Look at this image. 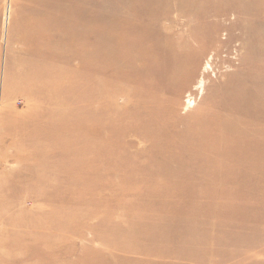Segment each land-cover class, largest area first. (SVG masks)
<instances>
[{"label": "rangeland", "instance_id": "rangeland-1", "mask_svg": "<svg viewBox=\"0 0 264 264\" xmlns=\"http://www.w3.org/2000/svg\"><path fill=\"white\" fill-rule=\"evenodd\" d=\"M114 7L175 81L101 53ZM245 78L262 108L264 0H0V264H264V113L216 127Z\"/></svg>", "mask_w": 264, "mask_h": 264}, {"label": "bare ground", "instance_id": "bare-ground-1", "mask_svg": "<svg viewBox=\"0 0 264 264\" xmlns=\"http://www.w3.org/2000/svg\"><path fill=\"white\" fill-rule=\"evenodd\" d=\"M112 7L113 6H111V8ZM108 10L109 12L104 14V18L102 22H100L99 32L97 35L99 42L102 43L101 53L108 57L106 59L112 60L113 62H119L121 60H124L123 62H127L129 60H133V57L139 55V53L145 48L152 45L153 47L151 51L149 47V71L151 73L152 71L161 74L166 73L169 75L170 82L175 81L178 69H182L181 66L183 65V62L185 63V54H179L177 57V62L173 61L171 63L172 57H170L168 62L171 63V65L169 66H160L161 62H163L166 57L170 55L167 52V49L173 52L175 50L174 45L170 48L164 46L155 31H147L148 28H144L143 26L139 27L138 23L127 25L126 22L130 20L129 17L122 15L120 12H118L119 10H115V7L113 9L108 8ZM125 26L127 29L124 28ZM153 28L156 29V26ZM156 50L162 51V55L156 54ZM135 52L137 53L132 56V54ZM150 66L154 68L152 69ZM127 67L128 66L126 64V68ZM116 68L121 70L119 64ZM162 78L164 81L168 80L167 77ZM256 78H252L250 80L252 82L247 88L245 78L239 83L238 87H233L230 90L229 96L233 99L240 100L243 103L240 107L227 108V110L235 115L233 119L229 120L228 122L221 118L216 120V127L220 134L221 132L226 133L229 135V137L235 140H238V137L240 136L246 138V126L251 125V123L246 121V116L242 115H246L247 112L258 118L264 113V106H262V108L259 106L254 108L255 106L246 104V99L249 101L248 103L256 104L261 99L259 89L262 91V87L261 83L256 81ZM237 150L238 149L236 148H231L227 152L231 153L232 151L236 152ZM241 154L245 155L246 158V148L245 151L241 152ZM248 163L255 166L257 162L250 160ZM260 167L264 168L263 165H260Z\"/></svg>", "mask_w": 264, "mask_h": 264}]
</instances>
